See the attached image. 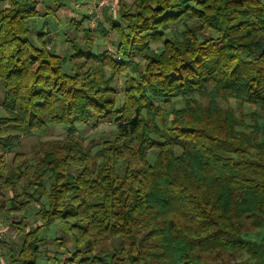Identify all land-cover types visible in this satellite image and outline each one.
Returning a JSON list of instances; mask_svg holds the SVG:
<instances>
[{
  "label": "trees",
  "instance_id": "trees-1",
  "mask_svg": "<svg viewBox=\"0 0 264 264\" xmlns=\"http://www.w3.org/2000/svg\"><path fill=\"white\" fill-rule=\"evenodd\" d=\"M7 1L0 217L24 237L20 250L7 248L10 264H39L54 221L73 239L62 264H264V0L123 2L103 11L97 34L113 38L96 52L87 14L70 19L85 41L68 39V56L47 47L51 30L28 36L36 0ZM125 71L119 103L113 82ZM180 96L184 106L167 110L163 102ZM230 99L252 106L250 124ZM93 115L115 117L113 140L77 133ZM50 124H66V134L39 142L34 165L17 152L6 171L3 155ZM33 203L32 225L18 220ZM108 241L118 246L95 251Z\"/></svg>",
  "mask_w": 264,
  "mask_h": 264
},
{
  "label": "rangeland",
  "instance_id": "rangeland-1",
  "mask_svg": "<svg viewBox=\"0 0 264 264\" xmlns=\"http://www.w3.org/2000/svg\"><path fill=\"white\" fill-rule=\"evenodd\" d=\"M43 1H46V0H43ZM52 1L49 0L48 5L54 10L56 9L55 7L58 4L56 5L54 1L53 2ZM56 1L57 3L61 2V0H56ZM6 2L7 1L5 0H0V9L5 7ZM123 2L127 6H132L133 5L132 3L134 2V0H114L113 9L110 11L108 10L107 11L113 14H116L120 10V7L122 6ZM63 3H65V5H67L69 9L73 10V12L76 9L74 7L76 4V0H66V1L64 0ZM67 11L68 10H65L63 14H61L55 20L52 14L44 15V12H45L44 10L43 12L39 14L38 17L28 21V26L30 28V32L28 36H30L31 39L34 40V42H36V37H37L36 35L38 32L46 31L47 28L51 31H56L57 33L55 34L56 35L55 39L52 41V43H49L47 47L49 49H52V51L57 54H63V55L68 56L72 53L71 47L73 46H71L69 41H64L65 40L63 37L64 35L63 36L60 35L61 33L63 34L67 32V38L74 39L75 41H77L76 43L72 45H77V47L81 48L82 47L81 44H84V41H85L84 34L82 32H76L73 29L70 30L69 25H68L69 14H67ZM74 15L76 16V18L81 17V14L77 13L76 10L74 12ZM193 22L194 21L191 19L187 23H189V25L191 26L194 24ZM178 27L181 28L182 24L180 23L179 26L173 23L169 25V28L171 29H176ZM93 34L95 37L96 36L97 37H96L95 45L93 46L92 49H89L90 51L96 52V48L104 49L105 47L110 45V41L113 38L112 34L108 38L100 37V35L97 34V31ZM152 44H153L154 49L158 47L157 46L158 44L156 43H152ZM133 61L136 64H139L141 69H143L146 64V62L142 58H139V56L134 57ZM64 69L66 70L68 69L67 65H65ZM126 73H127L126 71L120 72L117 78L113 82L114 86L119 91V96H118L119 103L123 102L122 99H123L124 90H125L124 82L126 79ZM3 98H4V90H3L2 85L0 84V115L4 114V110L2 108ZM169 98H170L169 101L163 102L165 103L167 110L169 111L177 110V109H181L184 106L183 97L180 96V97H169ZM223 103L227 106L232 107L233 109H236V112L238 114H240L243 110L247 115L245 117L246 122H248L249 124L251 123V117L248 114L249 112H251V110H253L252 106L244 105V107L242 106V108H240V104L238 103L236 99H230L227 102L223 101ZM261 123L264 124V118ZM76 127H77L76 128L77 133L79 135L85 137L87 141L93 140L95 142L97 141L101 142V140H106V139L113 140L117 132V127L115 125V117L105 118L100 121L98 120V117L96 115H93L92 117L88 118L86 121L77 123ZM67 128L68 126L66 124H50L46 130V133L44 134L39 130H34V132H32L30 135H27L24 137L22 136L19 141V145L16 146L14 149H12L10 152H6L3 155L4 160L6 162V171L9 169L12 163L13 157L17 154V152L24 153V156L21 155L22 156L21 158H25V160H27L28 165H34V162H36V158H34V153H35V150L38 148V147L36 148L37 144L43 140L58 139V138L63 137L66 134ZM263 139H264V136H263ZM151 153L152 154L149 158L150 162L153 160L152 156L156 155V151H152ZM5 193L9 195L10 191H6ZM26 209H28L27 212H25L26 214L22 213L20 215H16L17 219L20 220L23 216L24 220L29 225L30 224L32 225L33 220H36L35 213L38 210V206L33 203L29 205ZM2 219L5 220V223H7V221L10 220L8 216L7 217L2 216ZM14 233H17V232L9 231V233H7L4 239L6 240L7 243H9L7 246L8 248L12 247L11 245H13V247L15 248L14 251L15 250L18 251L22 247L24 237L23 235L21 234L19 235L18 233L16 234L17 236H13ZM252 236H255V234ZM42 237L43 238L40 242V247L42 249V252H41L42 255L38 259L39 264H62L63 263L62 258L65 257L66 252L73 250V248L71 247L73 244V239L71 240V236L68 235V233H64L63 229L61 228L60 224L57 221H54L53 223L50 224V226L45 227V229L43 230ZM2 246L4 245L0 244V247H1L0 264H10V260H9L10 258L8 255L10 254V251L8 253V249ZM117 246H118L117 241H110V242L108 241L107 243L102 245L100 248H97L95 251L97 253L100 250L110 251ZM125 249L128 250L127 245L125 246ZM15 257H16V254H15ZM244 257H245V254H243L239 258L242 259Z\"/></svg>",
  "mask_w": 264,
  "mask_h": 264
},
{
  "label": "built area",
  "instance_id": "built-area-1",
  "mask_svg": "<svg viewBox=\"0 0 264 264\" xmlns=\"http://www.w3.org/2000/svg\"><path fill=\"white\" fill-rule=\"evenodd\" d=\"M113 1L114 0H86L88 16L86 19V25L92 33L96 32V27L103 11L105 9L108 11L113 9ZM7 233H9L8 221L5 223V220L0 217V239H4ZM13 236H16V234L14 233Z\"/></svg>",
  "mask_w": 264,
  "mask_h": 264
},
{
  "label": "crops",
  "instance_id": "crops-1",
  "mask_svg": "<svg viewBox=\"0 0 264 264\" xmlns=\"http://www.w3.org/2000/svg\"><path fill=\"white\" fill-rule=\"evenodd\" d=\"M5 1H7V0H5ZM37 1V8L40 10V13L41 12H43L44 10H45V12H44V15H46V14H52L53 15V17H54V19L56 20V18H58L61 14H63V12L65 11V10H68L67 11V14H69V20L70 19H72L73 17H75L76 18V16L74 15V12H75V10L77 11V13H80L81 14V17L83 16V15H85V14H87V4H86V0H76V4H75V10H74V12H73V10H71V9H69L68 7H67V5H65V3L62 5V6H60V7H58V5L57 4H60L61 2H58L57 3V1L56 0H53L54 1V3L57 5L55 8L56 9H52L49 5H48V2H49V0H46V1H43V0H36ZM50 1H52V0H50ZM52 1V2H53ZM62 1V0H61ZM66 1V0H65ZM63 2H64V0H63ZM10 4H9V1H7L6 2V4H5V7H8ZM57 11V12H56ZM49 12H51V13H49ZM80 17V18H81ZM68 20V25H69V21ZM54 21V20H53ZM69 28H70V26H69ZM48 29V28H47ZM70 30H72L71 28H70ZM57 32L56 31H52V33H51V35H52V37H53V40L55 39V34H56ZM60 35H64L63 37H64V41H69L68 39H70V38H67V32H65V33H61ZM70 42V41H69ZM50 43H52V42H50ZM70 44H71V42H70ZM62 55V54H61ZM2 245H4V244H2ZM2 247H5L6 249L8 248L7 246H2Z\"/></svg>",
  "mask_w": 264,
  "mask_h": 264
}]
</instances>
